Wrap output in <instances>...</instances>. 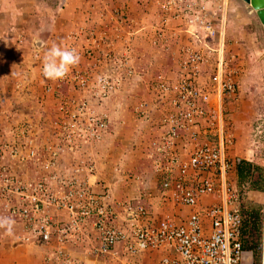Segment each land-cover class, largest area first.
Wrapping results in <instances>:
<instances>
[{
    "label": "built area",
    "instance_id": "obj_1",
    "mask_svg": "<svg viewBox=\"0 0 264 264\" xmlns=\"http://www.w3.org/2000/svg\"><path fill=\"white\" fill-rule=\"evenodd\" d=\"M155 3L161 22L153 42L169 19L179 24L170 29L171 33H186V42L178 48L175 80L167 82L157 75L153 82L158 98L164 96L169 109L157 120L163 129L150 142L152 166L162 177V197L191 210L181 222L169 216L153 219L141 205L114 202L112 188L97 178L96 156L110 123L105 106L124 82L122 74H132L125 39L141 29L130 14L118 12L111 24L114 37L121 40L117 31L129 29L118 53L112 51L110 43L99 47L107 31L104 29L99 35L89 34L83 39L85 43L79 49L85 61L82 66H73L63 79L48 80L42 75V66L37 70L43 93L54 94L63 86L77 88L94 98L100 110L89 107L84 98L57 97L49 119L40 126L29 119L19 128L22 146L10 134L3 135L0 143V209L21 224L22 240H41L51 246L43 258L47 264H92L78 256L80 253L135 264L138 256L158 250L162 254L155 264L248 262L240 239L238 196L229 180L236 164L227 154L232 136L219 111L221 101L235 94V70L229 66L234 54L221 56L225 0ZM203 35L216 45L204 42ZM21 38L19 33L15 40L20 42ZM79 38L78 32L64 34L68 42ZM89 46L96 49L91 51ZM212 61L216 73L210 80H199L201 67ZM211 96L217 105L201 104ZM145 107L146 103L140 101L130 111L143 114ZM201 122L207 131L216 132L215 142L200 138ZM43 130L44 134L38 133ZM178 137L185 139L184 148L177 147ZM34 164L37 176L31 182L23 180L19 166ZM92 183L100 190L92 189ZM206 195L212 200L200 203ZM113 207H120L122 214H115ZM69 248L79 254L72 255Z\"/></svg>",
    "mask_w": 264,
    "mask_h": 264
},
{
    "label": "crops",
    "instance_id": "obj_2",
    "mask_svg": "<svg viewBox=\"0 0 264 264\" xmlns=\"http://www.w3.org/2000/svg\"><path fill=\"white\" fill-rule=\"evenodd\" d=\"M21 2V0H0V143L3 135L10 134L17 145L22 146L19 128L29 119L36 126H40L44 120L49 119L54 104L58 100L57 97L72 95L76 99L84 98L89 107L100 110L101 106L97 107L94 98L77 88L63 86L54 94L43 93L37 70L42 66L45 52L53 44L61 48L74 46L80 55L77 65L82 66L85 58L79 48L85 43L83 39L89 34L99 35V32L104 29L107 31L99 47L102 48L104 44L110 43L112 51L118 53L123 45V36L129 29L117 31V34L119 33L122 37L120 40L114 37L111 24L118 18L116 13L126 12L141 25V29L131 38L125 39L132 74H122L125 76L124 82L105 106L109 109L110 123L104 136L105 152L102 155L105 158L101 155V160H105L107 165L115 166L117 173L112 174L106 169L105 172L99 171L97 178L112 188L111 197L114 202L122 200L125 204L128 202L141 205L153 219L169 216L173 221L181 222L191 208L176 206L167 197H162L160 185L162 177L153 170L150 142L156 140L162 131L163 128L157 120L166 108L169 109L166 99H163L164 96L162 99L158 98L160 94L154 89L153 82L157 75L167 82L175 80L179 71L178 48L186 42V33L172 34L170 29L178 28L179 24L169 19L163 33L153 42L156 36L155 31L160 28L161 22L156 15L158 12L155 0H26L24 5ZM225 3V19L228 18L229 13L230 17H236L235 15H238L240 11L250 15L246 4L241 0H225ZM34 5L54 12L50 19L51 25L47 23L50 15L38 13L40 10L34 8ZM210 8L214 9V6L210 4ZM215 13H218L217 9ZM225 23L226 21H224L223 30L226 27ZM42 24L46 26L44 31L39 28ZM68 31L78 32L80 38L77 41H65L64 34ZM19 33L24 37L21 42L15 41ZM240 35L243 33L240 32ZM202 38L204 42L216 45L212 39L204 35ZM243 46L239 38V42L233 48L234 59L229 64L238 68V71L245 65L239 60L241 57L239 53L243 50ZM88 49L94 51L96 47L89 46ZM221 56L226 58L223 52ZM22 71V77H20L19 73ZM216 71L212 61L209 65L201 67L202 75L199 80H210ZM19 81L23 83L20 90L15 92L14 85ZM234 98L233 96L223 99L219 105L223 123L231 131L232 125L227 120L225 105ZM140 101L146 103L144 113L133 114L130 107ZM201 104L217 105L214 96H211L207 103ZM237 114L240 115V113ZM199 128L201 139L216 141L215 131H207L203 122L200 123ZM43 132L45 130L38 133L44 134ZM176 142L178 148L185 147L183 137H178ZM19 167L18 171L21 169L24 172V175H21L23 180L31 182L37 176L35 164L30 167L27 165ZM91 188L100 190V186L95 183L91 184ZM210 200L212 196L206 195L200 203H208ZM114 210L115 214H122L120 207H113ZM0 216L12 217L1 209ZM204 225L207 226L208 223L205 222ZM23 235L24 231L19 223H14L11 235L6 233V229L0 228V264H47L43 258L48 255L51 246L41 240L24 241ZM68 251L72 255L79 254L74 249L69 248ZM151 253V255L138 256L135 264H155L162 252L158 250ZM80 254L78 256L92 264H120L116 260L109 261L90 254ZM244 256L245 260L248 259L246 252Z\"/></svg>",
    "mask_w": 264,
    "mask_h": 264
},
{
    "label": "rangeland",
    "instance_id": "obj_3",
    "mask_svg": "<svg viewBox=\"0 0 264 264\" xmlns=\"http://www.w3.org/2000/svg\"><path fill=\"white\" fill-rule=\"evenodd\" d=\"M21 1V4L24 5L26 0ZM34 8L39 9L38 13L40 14H49L47 23L48 25L52 24L50 19L54 12L41 6L34 5ZM248 10L250 15L240 11L238 12L239 16L230 17L229 13L228 18L224 20L226 27L223 30V56L228 58L229 54H234V45L239 42L240 38V43L244 46L239 53L241 55L239 60L242 61L243 65L245 64L239 71L238 68L231 66L235 70V98L226 102L225 105L227 120L232 125V131L229 130L232 136V145L227 149V154L233 161L247 159L246 161L251 163L253 167L260 168L264 172V31L253 11ZM237 24L238 26H236ZM44 26L42 24L39 28L44 31L46 28ZM240 32L243 35H240ZM22 38L21 41H23ZM244 51L246 53H243ZM22 73L23 71L19 73V75L21 74L20 77H22ZM22 83L19 81L18 87H14L15 92L20 90ZM104 144L105 138L100 142L99 146L102 145L101 152L96 156L98 159L96 161V175L99 171L105 172L106 169L107 171L110 170L112 174L117 173L115 166L107 165L105 160H101L105 158L102 155L105 152ZM257 173V170L254 171L253 176H256ZM235 176V172L232 173L229 175V180L237 193L239 209L243 215V223L240 229L241 245L243 251L248 255L247 264H262L264 262L262 255V246L264 245V241H262V236L264 239V189H250L245 184L239 186ZM247 202H249L248 205ZM143 254L151 255L152 253L145 252Z\"/></svg>",
    "mask_w": 264,
    "mask_h": 264
},
{
    "label": "clouds",
    "instance_id": "obj_4",
    "mask_svg": "<svg viewBox=\"0 0 264 264\" xmlns=\"http://www.w3.org/2000/svg\"><path fill=\"white\" fill-rule=\"evenodd\" d=\"M79 60L80 55L76 49L61 48L53 44L42 58V75L48 80L63 79L70 69L79 63ZM14 223V218L0 216V228L6 229L8 235L12 234Z\"/></svg>",
    "mask_w": 264,
    "mask_h": 264
},
{
    "label": "trees",
    "instance_id": "obj_5",
    "mask_svg": "<svg viewBox=\"0 0 264 264\" xmlns=\"http://www.w3.org/2000/svg\"><path fill=\"white\" fill-rule=\"evenodd\" d=\"M258 171L256 176H253L254 171ZM235 174L237 177V182L240 185H247L246 187L254 190L264 189V172L260 168L253 167L251 163L246 160H238L235 164ZM249 202H247V205ZM241 213V211H240ZM253 217V216H252ZM241 226L243 223V215L241 213ZM241 229V228H240ZM263 257H264V245H263Z\"/></svg>",
    "mask_w": 264,
    "mask_h": 264
},
{
    "label": "water",
    "instance_id": "obj_6",
    "mask_svg": "<svg viewBox=\"0 0 264 264\" xmlns=\"http://www.w3.org/2000/svg\"><path fill=\"white\" fill-rule=\"evenodd\" d=\"M246 4V8L253 11L258 23L262 26L264 31V0H241ZM263 241V236H262Z\"/></svg>",
    "mask_w": 264,
    "mask_h": 264
},
{
    "label": "flooded vegetation",
    "instance_id": "obj_7",
    "mask_svg": "<svg viewBox=\"0 0 264 264\" xmlns=\"http://www.w3.org/2000/svg\"><path fill=\"white\" fill-rule=\"evenodd\" d=\"M262 255H263V246H262Z\"/></svg>",
    "mask_w": 264,
    "mask_h": 264
},
{
    "label": "bare ground",
    "instance_id": "obj_8",
    "mask_svg": "<svg viewBox=\"0 0 264 264\" xmlns=\"http://www.w3.org/2000/svg\"><path fill=\"white\" fill-rule=\"evenodd\" d=\"M263 241H264V239H263ZM262 245H263V244H262ZM262 261H263V259H262ZM262 264H264V262H263Z\"/></svg>",
    "mask_w": 264,
    "mask_h": 264
}]
</instances>
